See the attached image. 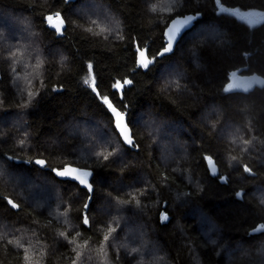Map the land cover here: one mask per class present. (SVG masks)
Here are the masks:
<instances>
[{
    "label": "trees",
    "instance_id": "obj_1",
    "mask_svg": "<svg viewBox=\"0 0 264 264\" xmlns=\"http://www.w3.org/2000/svg\"><path fill=\"white\" fill-rule=\"evenodd\" d=\"M189 12L137 67L135 43L156 56ZM235 71L262 83L229 89ZM66 164L92 171L87 209ZM258 222L264 0H0V264H264Z\"/></svg>",
    "mask_w": 264,
    "mask_h": 264
},
{
    "label": "water",
    "instance_id": "obj_2",
    "mask_svg": "<svg viewBox=\"0 0 264 264\" xmlns=\"http://www.w3.org/2000/svg\"><path fill=\"white\" fill-rule=\"evenodd\" d=\"M66 2H73L75 0H65ZM199 12H189L184 14L175 15L172 17L166 26L163 29V43L164 45L158 50L156 56H150L148 54L147 46L139 47L137 43L134 45L135 51V61L136 66L141 68L142 70H147L150 65H152L156 58H162L165 55L171 54L178 41L181 37L189 31L194 24L196 23L197 19L199 18ZM111 111L116 123V128L118 134L122 141L126 145H131L133 142L131 136V129L126 122L124 115L115 107H111ZM205 162L208 173L211 177H216L219 174V167L214 158L209 155H205ZM8 159L15 161L16 163L24 162L28 164L27 160L13 158L11 156ZM252 174V172H250ZM55 175L59 179H65L76 182L81 187L86 188L88 192V198L85 203V209H87L92 193H93V186L91 184V177L92 171L86 168H80L73 164H66L63 167L55 170ZM243 190L239 189L236 191L235 196L238 199H242ZM264 231V224L263 222H258L252 228L248 230V235L250 234H258Z\"/></svg>",
    "mask_w": 264,
    "mask_h": 264
},
{
    "label": "rangeland",
    "instance_id": "obj_3",
    "mask_svg": "<svg viewBox=\"0 0 264 264\" xmlns=\"http://www.w3.org/2000/svg\"><path fill=\"white\" fill-rule=\"evenodd\" d=\"M248 19L252 21H259L263 18L261 14L258 12L249 13ZM50 23L53 22L52 19L49 20ZM262 79L257 75H245L242 74L240 71H235L231 75V81L229 83L228 88L229 89H235V90H245L249 89L254 85L261 84Z\"/></svg>",
    "mask_w": 264,
    "mask_h": 264
},
{
    "label": "bare ground",
    "instance_id": "obj_4",
    "mask_svg": "<svg viewBox=\"0 0 264 264\" xmlns=\"http://www.w3.org/2000/svg\"><path fill=\"white\" fill-rule=\"evenodd\" d=\"M85 207V206H84ZM256 225V224H255Z\"/></svg>",
    "mask_w": 264,
    "mask_h": 264
}]
</instances>
